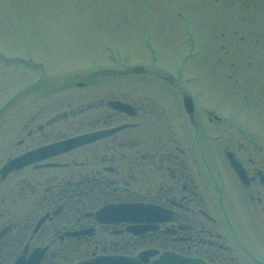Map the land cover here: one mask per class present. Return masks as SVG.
Masks as SVG:
<instances>
[{
    "label": "flooded vegetation",
    "instance_id": "1",
    "mask_svg": "<svg viewBox=\"0 0 264 264\" xmlns=\"http://www.w3.org/2000/svg\"><path fill=\"white\" fill-rule=\"evenodd\" d=\"M141 81L119 98L110 92L87 103H74L79 95L61 97L53 113L21 115L22 126L0 122L3 145L19 150L0 154V169L34 148L126 124L0 174V206L9 200L0 208V264L27 259L36 247L44 248L39 264L103 255L142 264H264L261 128L199 102L183 85H173L179 94L168 96L158 94L159 84ZM17 98L0 103V119ZM109 99L126 102L132 114L112 110Z\"/></svg>",
    "mask_w": 264,
    "mask_h": 264
},
{
    "label": "rangeland",
    "instance_id": "2",
    "mask_svg": "<svg viewBox=\"0 0 264 264\" xmlns=\"http://www.w3.org/2000/svg\"><path fill=\"white\" fill-rule=\"evenodd\" d=\"M156 75L264 136V0H0V103L19 94L2 124ZM18 151L0 140L1 158Z\"/></svg>",
    "mask_w": 264,
    "mask_h": 264
},
{
    "label": "water",
    "instance_id": "3",
    "mask_svg": "<svg viewBox=\"0 0 264 264\" xmlns=\"http://www.w3.org/2000/svg\"><path fill=\"white\" fill-rule=\"evenodd\" d=\"M116 103H113L111 105H114L115 107ZM86 136H80V137H75V138H71L65 141V143H70L67 146H65L64 148L61 149H66L68 147H72L73 143L76 142V145L79 143H83L85 141H89V139L86 140H82L84 139ZM82 138V139H81ZM82 140V141H81ZM63 144V142L61 143ZM71 145V146H70ZM75 145V144H74ZM50 148H56L54 147V145H48L42 148H38L35 150H32L30 152L24 153L12 160H10L4 167V170H9L12 167H20L26 163H29L31 161L34 160L33 156L37 155V154H42L43 156H45L44 152L48 151ZM1 234V233H0ZM41 250L36 249L34 251V253H32V255L29 257V259L27 261H19L17 260V262L15 264H38L39 263V259L41 258ZM77 264H140L138 263L136 260H133L131 258H127V257H118V256H101V257H96L87 261H83Z\"/></svg>",
    "mask_w": 264,
    "mask_h": 264
}]
</instances>
